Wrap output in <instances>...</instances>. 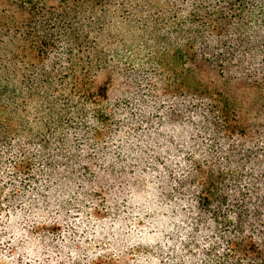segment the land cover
I'll return each mask as SVG.
<instances>
[{
	"label": "trees",
	"instance_id": "trees-1",
	"mask_svg": "<svg viewBox=\"0 0 264 264\" xmlns=\"http://www.w3.org/2000/svg\"><path fill=\"white\" fill-rule=\"evenodd\" d=\"M115 1L0 0V264H264V0Z\"/></svg>",
	"mask_w": 264,
	"mask_h": 264
},
{
	"label": "rangeland",
	"instance_id": "rangeland-1",
	"mask_svg": "<svg viewBox=\"0 0 264 264\" xmlns=\"http://www.w3.org/2000/svg\"><path fill=\"white\" fill-rule=\"evenodd\" d=\"M124 1L126 2V4H125L126 7L129 9V11H131L129 13V15L135 9V7H136L135 6V4H136L135 0H119V1H115L113 4H111V6H109V8H110V17H112L113 20H117V19L121 20L123 18H124V20H127L129 18V20H130V17L127 15V13H123L122 14V13H120V11H117L118 2L120 3V2H124ZM59 3H61V0H48L47 4L50 5V6H55L56 7V6L59 5ZM2 7L3 6L0 4V10L2 9ZM113 32L120 33L124 37V39L126 40L127 44L129 46H131V47L133 46L132 49H136L137 50V49L141 48V50L144 49V51H146V47H145L146 40H145L144 37L143 38L141 37L139 39H137L136 37H132L130 34H128L127 29L124 28L122 30V28H120V27H118L117 29H114ZM112 36H113L112 33H107L106 37L112 38ZM60 44L63 47H65V48L67 47L65 43L60 42ZM62 46H60L55 52H57L58 55L64 56L65 55L64 52L66 50L64 48H62ZM130 51L131 50H127L125 52L127 54L131 55ZM104 79H105V76L101 75L98 80L102 81ZM121 82H122L121 77L117 76V79L114 82V85H113V88H112V95L114 97H118L121 94V91H122V90L120 91V83ZM36 118H37L36 115H31L30 121L33 122Z\"/></svg>",
	"mask_w": 264,
	"mask_h": 264
}]
</instances>
